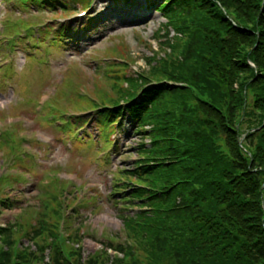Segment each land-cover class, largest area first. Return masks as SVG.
<instances>
[{"label": "trees", "instance_id": "trees-1", "mask_svg": "<svg viewBox=\"0 0 264 264\" xmlns=\"http://www.w3.org/2000/svg\"><path fill=\"white\" fill-rule=\"evenodd\" d=\"M158 10L162 41L147 43V68L132 72L123 44L109 49L96 68L108 92L87 104L100 128L126 115L140 139L109 192L123 237L84 260L81 228L70 220L58 233L50 193L21 212L35 207V224L20 214L0 227V264H264V0H164ZM162 80L176 87L153 85Z\"/></svg>", "mask_w": 264, "mask_h": 264}, {"label": "rangeland", "instance_id": "rangeland-1", "mask_svg": "<svg viewBox=\"0 0 264 264\" xmlns=\"http://www.w3.org/2000/svg\"><path fill=\"white\" fill-rule=\"evenodd\" d=\"M65 1L72 8L66 12L56 9L53 14L52 10L39 8L37 0L26 4L0 0V41L7 40L6 36L18 40L26 36L27 41L14 43V50L10 56L8 54L0 71V191L13 189L9 197L16 200L12 209L2 210L0 225L14 222L27 200L31 204L44 202L47 205L50 193L57 205L61 203L58 223L74 221L79 214L72 215L71 211L76 206L86 207L81 205L84 200L85 204L95 207L94 197H82L86 190H90L87 186L91 183L93 188L89 194L93 195L92 191L96 190L95 195L102 197L97 200L100 206L97 215L89 217L92 212L89 208L83 209L79 218L86 219L85 258L100 249V240L114 236L121 228L118 213L122 205L114 208L108 197L111 173L115 166L127 168L134 163V148L140 139L126 118L123 125L118 126L119 135L113 133L110 138L113 144H110L108 155L106 131L101 130L98 136L93 113L86 115V119L91 120L86 132L88 136L77 134L68 117L76 112L78 103L83 104L82 110H91L87 104L99 101L100 96L108 92L106 85L96 81L100 79L94 68L96 64L100 71L106 68L107 64L102 66L96 59L109 54V47L120 52L123 44L130 56L135 57L132 71L147 68L143 60L151 56L147 42L164 20L153 6L162 0H149L147 17L139 20L130 17L137 12L133 5L122 7L119 3V9H125L119 20L108 14L94 21L88 18L64 25L63 19L84 9L77 2ZM106 4L111 9L112 0L100 3L99 8ZM89 15L91 18L96 16L93 12ZM4 27V36H1ZM46 27L53 28L49 36ZM62 27L67 31L62 32L61 42L51 46L48 38L51 39ZM152 44L155 50L157 46ZM8 52H11L10 47H3L0 60ZM7 119L20 121L7 123ZM56 134H62L59 142ZM91 134L98 138L94 139ZM39 135L50 138L52 147L40 140ZM36 212L35 207L29 208V214L23 212L21 224L36 222ZM133 212L129 211L130 214ZM56 216L51 217L55 220Z\"/></svg>", "mask_w": 264, "mask_h": 264}, {"label": "bare ground", "instance_id": "bare-ground-1", "mask_svg": "<svg viewBox=\"0 0 264 264\" xmlns=\"http://www.w3.org/2000/svg\"><path fill=\"white\" fill-rule=\"evenodd\" d=\"M141 1H143V0H141ZM139 15H140L139 12H133L131 14V19H133V20L138 19L139 20L141 18Z\"/></svg>", "mask_w": 264, "mask_h": 264}, {"label": "water", "instance_id": "water-1", "mask_svg": "<svg viewBox=\"0 0 264 264\" xmlns=\"http://www.w3.org/2000/svg\"><path fill=\"white\" fill-rule=\"evenodd\" d=\"M252 67H254L252 64H251Z\"/></svg>", "mask_w": 264, "mask_h": 264}]
</instances>
